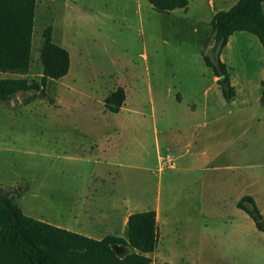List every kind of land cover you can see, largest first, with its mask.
<instances>
[{"label":"rangeland","instance_id":"obj_1","mask_svg":"<svg viewBox=\"0 0 264 264\" xmlns=\"http://www.w3.org/2000/svg\"><path fill=\"white\" fill-rule=\"evenodd\" d=\"M182 15L158 11L147 0H36L29 67L24 73L0 71V77L40 79L41 34L49 24L52 40L67 49L70 63L67 73L49 79L41 94L18 92L0 101V187L14 191L21 211L47 222L59 215L53 197L61 188L32 184L53 182L52 134L59 131L124 134L120 139L127 161L136 142L140 169L126 168L127 181L136 176L126 181V190L133 196L136 186L143 204L157 194L163 198L168 187L169 194H186L184 158L163 162L160 169L155 152L158 146L163 155L182 151L169 150L165 142L170 113L209 117L202 137L211 165L220 170L206 172L205 179H232V198L251 195L264 217V103L259 101L264 47L253 33H236L242 48L230 42L224 54L237 91L232 101L226 100L202 61L209 25L190 19L197 15L194 0ZM116 86L124 88L127 101L123 110L112 112L103 100ZM176 92L181 98L175 99ZM38 141L49 155H39ZM221 205L224 217H204L215 228L209 244L195 245V220L181 213L164 227L169 239L157 244L150 264H264V231L236 207L234 198Z\"/></svg>","mask_w":264,"mask_h":264},{"label":"trees","instance_id":"obj_2","mask_svg":"<svg viewBox=\"0 0 264 264\" xmlns=\"http://www.w3.org/2000/svg\"><path fill=\"white\" fill-rule=\"evenodd\" d=\"M158 11L185 9L188 0H147ZM264 0H237L225 10L216 11L209 21L210 34L204 40L202 61L216 76L224 99L235 96L228 67L220 52L235 31L253 33L264 47ZM36 0H0V71L24 73L31 60V39ZM39 80L0 77V101L8 102L18 92L33 97L43 91L49 79L65 75L70 57L63 46L52 40V26L42 30ZM259 101L264 103V77L260 81ZM116 86L104 97L109 111L117 112L125 100V90ZM13 190L0 187V264H148L147 253L154 251L158 226L152 209L131 212L124 236L107 234L100 239L79 234L31 217L21 211ZM250 215L255 227L264 231V217L249 194L236 202ZM113 244L122 246L117 255ZM127 247L131 250L127 251Z\"/></svg>","mask_w":264,"mask_h":264},{"label":"crops","instance_id":"obj_3","mask_svg":"<svg viewBox=\"0 0 264 264\" xmlns=\"http://www.w3.org/2000/svg\"><path fill=\"white\" fill-rule=\"evenodd\" d=\"M236 1L194 0L197 15L190 19L209 25V21L216 11L228 9ZM189 7L190 0H188L185 9L175 8L169 12L182 11V17H186ZM262 7L264 10V2ZM199 15L203 19H199ZM237 32L241 31L233 32L220 52V58L227 67L231 62L228 61L224 52L230 42H235L238 47L242 48V45L238 43V37L235 36ZM241 35L245 36V34ZM240 53L243 55L242 52ZM263 77L264 72L260 81ZM214 80L216 81L215 75ZM229 80L235 88L236 84L231 80L230 75ZM235 91L237 90L235 89ZM178 93L179 97L176 96ZM179 98H181L180 92H176L175 99ZM126 101L125 95L124 103ZM124 103L119 110L124 109ZM190 107L193 108L194 104L191 103ZM188 113L192 112L189 110ZM208 119L206 114L173 117L169 113V125L165 122V125L169 126L167 129L169 133L165 137V142L169 144V150L173 147H181L182 151L176 155L172 153L163 155L158 146L155 151L157 161L159 168L162 169L163 162H167L169 165L178 157L184 158L182 172L188 178L187 190L184 195L169 194V184H167L168 188L163 198L157 194L153 202L147 204H143L141 195L136 194V186L133 188V196L126 190V168L140 169L141 155L139 151L136 152V142L133 151L130 152V156L133 157H129L127 161L125 141L120 139L124 134L118 133L115 137L108 131L101 133L59 131L53 133L52 143L55 146L53 149L54 160L51 164L54 172L53 182L46 183V181L38 180L32 182L37 188L44 186L61 188V191L56 192L53 197L59 215H56L55 220L48 222L79 234L100 239L107 234L124 236L126 220L131 212L152 209L155 211L159 235L154 251L147 253L151 258L148 264L153 262L157 244L160 241L167 243L169 239L164 227L166 224L169 225L170 219L181 213L188 214L191 219L195 220L191 221L193 228H198L197 236L194 239L195 245L209 244V236L212 235L215 228L209 225L204 217L209 215L213 221L221 219L224 217L220 214L221 204L227 203L233 198L237 202L241 196L247 193H241V195L232 198V193L236 190L232 179H205L206 172L220 170L219 166L211 165L209 154L206 153L208 149L205 137H202ZM36 145L40 152L39 155H49L47 149L40 150L43 145L41 141H38ZM56 172L58 173L56 174ZM58 176H63V178ZM135 180L136 176H133V180L129 179L127 182L132 183ZM240 210L246 213L244 210ZM176 220L181 221L180 218H176ZM229 225L231 226L232 223L229 222Z\"/></svg>","mask_w":264,"mask_h":264},{"label":"water","instance_id":"obj_4","mask_svg":"<svg viewBox=\"0 0 264 264\" xmlns=\"http://www.w3.org/2000/svg\"><path fill=\"white\" fill-rule=\"evenodd\" d=\"M41 92L42 91H40L39 94H41ZM112 248L114 249V251H115V253L117 255L121 254V252H122V246L121 245H119V244H113L112 245Z\"/></svg>","mask_w":264,"mask_h":264}]
</instances>
